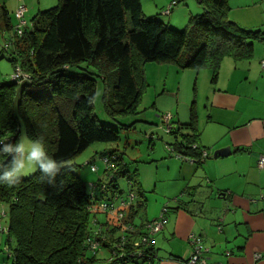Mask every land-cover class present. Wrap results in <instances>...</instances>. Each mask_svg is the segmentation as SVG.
<instances>
[{"label":"trees","instance_id":"1","mask_svg":"<svg viewBox=\"0 0 264 264\" xmlns=\"http://www.w3.org/2000/svg\"><path fill=\"white\" fill-rule=\"evenodd\" d=\"M198 2L203 12L191 16L180 30L145 16L140 0H59L57 6L39 11L13 41L10 62L28 77L0 84V138L9 137L5 142L14 143L24 126L28 136L44 137L52 158L70 163L61 166L56 186L41 182L38 173L13 187L0 186L1 210L7 218L4 251L11 264H151L156 259L153 238L142 255L131 254L134 248L128 244L125 255L100 257V250L112 253L109 243L117 241L119 229L107 218L105 222L89 220L93 201L109 203L114 194L124 197L134 191L136 201L128 216L140 230L125 236L130 241L139 239L143 224L136 225L133 219L145 201L130 162L117 150L102 153L110 167L104 165L92 190L71 161L95 142L117 143L119 130L133 129L136 123L133 119L116 128L98 122L94 113L97 78L107 81L104 109L117 120L140 113L148 62L209 68L215 81L224 57H252L253 45L264 39V32L231 21L227 0ZM0 19L10 30L3 8ZM187 127L191 134L175 126L169 134L172 142L167 144L181 158L198 159L204 148L198 144L193 124ZM87 165L90 169L92 163ZM88 239L98 241L100 249L90 251Z\"/></svg>","mask_w":264,"mask_h":264},{"label":"crops","instance_id":"2","mask_svg":"<svg viewBox=\"0 0 264 264\" xmlns=\"http://www.w3.org/2000/svg\"><path fill=\"white\" fill-rule=\"evenodd\" d=\"M20 1L11 4V12L7 9L8 0L3 2L9 25L11 13ZM173 1L174 5L180 1L182 4L175 9L172 6L165 15L172 27H184V21L203 12L198 0ZM227 4L231 21L245 29L264 32V0H227ZM162 10L150 12V16L156 17ZM0 26L8 36L11 29L6 30L1 19ZM263 59L264 39L254 43L249 59L224 57L215 81L209 68L181 69L174 62L144 65V77L147 72L162 68L165 80L162 84L159 79L154 82L147 78L148 83L145 77L147 87L156 89L150 107L157 116L151 119L139 115L136 123L154 124L156 130L151 132L171 143V136L162 134L156 122L160 117L158 109H169L173 125L181 127L183 133L191 134L192 129L187 126L193 124L198 144L208 153L200 165L178 157L167 158L161 147L150 155L151 161L145 167L139 159L133 160L132 168L145 201L137 216L147 210L148 191L156 198L177 197L166 211L163 229L153 237L156 259L151 264H186L192 252L188 241L192 232L208 248L207 264H264V168H257L258 158L264 155ZM158 99H163L159 105ZM225 147H230L227 156L213 157L214 151ZM149 176L153 183L147 188ZM137 216L133 221L141 225L136 222ZM143 219L150 221L147 212ZM3 222L7 225L6 217L0 218V224ZM99 254L102 258L108 256L104 250ZM1 259L5 260L2 254Z\"/></svg>","mask_w":264,"mask_h":264},{"label":"rangeland","instance_id":"3","mask_svg":"<svg viewBox=\"0 0 264 264\" xmlns=\"http://www.w3.org/2000/svg\"><path fill=\"white\" fill-rule=\"evenodd\" d=\"M6 0H0V14L1 9L3 8V2ZM15 0H8L7 9L9 12H11L12 7L11 4ZM142 3V8L145 14L148 17H150V12L158 11L160 9H163L162 12L172 4L173 0H140ZM59 3V0H22L18 4L25 5L27 11L25 13V19L29 23L30 20L41 10L49 9L54 6H57ZM182 4V1L178 2L176 5ZM176 5H173V8L175 9ZM163 6V7H162ZM162 7V8H161ZM161 12V11H158ZM12 18V24L15 23L14 19V10L11 13ZM159 20H161L164 23H167V19L163 13L156 16ZM180 22V21H179ZM184 23H188V19L184 21ZM172 26V25H171ZM184 26V25H182ZM175 28H179L180 30L184 27L181 26H175ZM7 32L2 31V28L0 26V53L2 54V58L0 59V84L4 82L10 81V75L13 73V66L10 62V54L12 53L13 45H10L8 49H6L5 44L10 39L11 36H13L12 30H10V34L7 36L5 35ZM147 64H153L156 65V62H148ZM82 66L84 65L81 64ZM165 70L162 68L154 69L153 72H147L145 74L146 79L153 80L156 82L157 79H159V82L163 84L165 80ZM147 79V82H148ZM149 83V82H148ZM107 81H103L101 78H97L96 83V93L94 98V113L98 119V122L100 124L106 125V126H112L118 128V124H130L133 122V119H136L139 115H143L145 117H149L153 119V116L156 115L155 109L151 110V104L154 102V94L156 93V89L154 87H147V90L145 89L141 102L139 104L138 110L140 114L135 116H129L125 118H118L117 120L111 119L105 109H104V96H108L107 94ZM158 88V87H157ZM18 95L16 96L17 100ZM161 101L163 99H158L157 104H161ZM167 102L165 101L164 104ZM158 116H162L165 113H169L173 115L169 109H158L157 111ZM157 116V115H156ZM160 117L156 119V122L160 124ZM136 128V129H135ZM24 129V126H23ZM160 129V128H159ZM145 130V131H144ZM156 127L154 124L152 125H146L140 122L135 123V127L128 128V129H121L119 130V137L120 140L117 143H103V142H95L92 145H90L88 148H86L83 152L78 154L76 157H74L71 161V163H75L78 166L79 174L81 175L83 183L86 185V188L89 189V186L97 181V179L103 175V169H104V163L101 159V154L110 150H117V153H122V156L124 160L130 162L132 165L133 160H140V165H143L144 167L148 162H150V155H153L154 151L155 154L158 152L159 147H161V150L165 152V157H171L176 159V156L170 152V149L168 148V144L166 141H163L158 134L153 133L155 132ZM162 130V129H161ZM21 131V130H20ZM25 131V129H24ZM152 131V132H151ZM163 131V130H162ZM165 136H169L164 131L163 133ZM20 135V134H19ZM153 135V136H151ZM19 138V137H18ZM89 162H91L93 165H95L98 168V171H91L89 169V166L87 165ZM68 163H60L61 166ZM32 175V174H31ZM31 175L25 176L29 177ZM153 183V178L151 176L147 177L146 186L147 188H150V185ZM120 187L121 189H126V184L123 180L120 181ZM150 190V189H148ZM147 202H146V212L150 216V219L153 220L159 216L161 211L166 207L167 209H170V207L175 203V200L177 197H171V198H160V196L152 197L153 193L147 192ZM155 200H158L159 203H156ZM1 207H4L3 205H0ZM145 211L141 212L139 216H137V223L144 224L146 223V220L143 219V217L146 214ZM156 214V215H154ZM1 218V217H0ZM97 218L100 219L102 222H105L106 217L103 214L97 215ZM89 220H93V215H89ZM108 220V219H107ZM2 225L4 224L1 223ZM1 233L4 232H0ZM6 237V233L3 234V241L0 243V254H2L3 258H6V252L4 251V239ZM1 242V241H0ZM7 259V260H6ZM1 259L0 264H11V261L6 258Z\"/></svg>","mask_w":264,"mask_h":264},{"label":"built area","instance_id":"4","mask_svg":"<svg viewBox=\"0 0 264 264\" xmlns=\"http://www.w3.org/2000/svg\"><path fill=\"white\" fill-rule=\"evenodd\" d=\"M174 5V2L170 6H168L162 13L164 15H168L170 13V9ZM27 9L25 5L18 4L17 7L14 10V19L15 23L11 25V30L13 32V36L10 37V39L5 44L6 49L9 48L10 45H13V41L16 39V37L21 36L24 33V30L28 27L29 23L25 19V13ZM13 37V38H12ZM261 65L264 68V59L261 61ZM26 78L28 75L26 73H23L19 65H16L13 68V73L10 75V79L13 81H18L21 78ZM160 129H162L166 134H171L172 130L174 129V125L172 122V115L169 113H165L160 117V124L158 125ZM153 136V135H151ZM195 148L196 146L193 145ZM168 148L170 149V152L174 154L176 157L181 158L173 149V146L168 145ZM208 157V153L206 150H201L200 156L198 159L193 158H181L188 160L193 163L197 162H203ZM101 159L105 166L110 167L108 163V157L101 156ZM257 168L262 169L264 168V155H261L258 158L257 161ZM91 171H96L95 165H90ZM125 180V178H123ZM126 181V180H125ZM129 183V182H128ZM91 189H95V184L90 185ZM104 187V185L102 186ZM113 201H118V205L113 203ZM136 201V193L134 191H128L126 195L118 196L113 195L112 201L107 203L106 201L101 202H92V204L89 205L88 210L93 215V219L97 220V215L103 214L108 219V223L113 225L114 228L118 227L119 234L115 236L117 238V241L110 242L109 247L110 249H113L112 253L109 250L107 251V258H111L115 254H118V256L125 255L126 252V245L131 244L132 248L134 250H131V254H137L142 255L143 248L146 247L148 244H150L152 238L158 234L164 227L166 223V211L167 208L165 207L159 216L151 221H148L143 224V227L141 228V234H139L138 240L130 241L127 239L125 235L130 234H136L140 230L138 227H136L131 220H129L128 216V210L131 205H133ZM0 217H5L4 210H1ZM0 232H7V225H1L0 224ZM105 236V235H103ZM102 236V237H103ZM106 237H111V233H107ZM88 246L90 251L99 250L101 244L98 241H93L88 239ZM188 241L192 247V252L189 258L186 261V264H207V260L205 257V253L208 252V248H206L203 243L202 239L195 233H190L188 235ZM103 251V250H100Z\"/></svg>","mask_w":264,"mask_h":264},{"label":"clouds","instance_id":"5","mask_svg":"<svg viewBox=\"0 0 264 264\" xmlns=\"http://www.w3.org/2000/svg\"><path fill=\"white\" fill-rule=\"evenodd\" d=\"M8 139L0 138V186L13 187L33 173L41 182L56 186L61 165L48 154L43 136L30 137L21 126L19 138L14 143H6Z\"/></svg>","mask_w":264,"mask_h":264},{"label":"water","instance_id":"6","mask_svg":"<svg viewBox=\"0 0 264 264\" xmlns=\"http://www.w3.org/2000/svg\"><path fill=\"white\" fill-rule=\"evenodd\" d=\"M230 153V147L220 148L214 151L213 157L216 158L218 156H227Z\"/></svg>","mask_w":264,"mask_h":264}]
</instances>
